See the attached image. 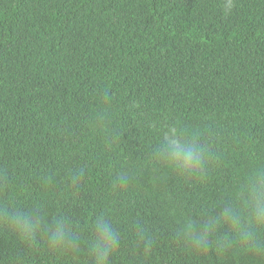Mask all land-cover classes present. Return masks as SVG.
Listing matches in <instances>:
<instances>
[{
    "label": "trees",
    "instance_id": "trees-1",
    "mask_svg": "<svg viewBox=\"0 0 264 264\" xmlns=\"http://www.w3.org/2000/svg\"><path fill=\"white\" fill-rule=\"evenodd\" d=\"M226 3L0 0V264H95L101 214L120 234L109 264H264V229L244 244L221 226L207 250L180 232L243 213L264 170V0ZM170 128L208 148L200 178L156 161ZM30 209L66 218L79 250L2 219Z\"/></svg>",
    "mask_w": 264,
    "mask_h": 264
},
{
    "label": "clouds",
    "instance_id": "clouds-1",
    "mask_svg": "<svg viewBox=\"0 0 264 264\" xmlns=\"http://www.w3.org/2000/svg\"><path fill=\"white\" fill-rule=\"evenodd\" d=\"M232 7L233 0H227L223 5L226 14ZM154 155L158 163L176 169L181 177L188 180L200 178L208 162V148L200 144L198 139L185 146L182 135L176 128L165 132ZM127 182L128 176L121 174L118 184L125 186ZM246 190L243 213L237 208L226 207L203 225L197 224L193 219H186L180 229L182 237L196 250H207L218 229L227 226L238 241L244 244L253 242L257 231L264 229V170H256L249 175ZM2 219L23 240L31 242L43 234L47 236L49 246L57 251L79 250V237L71 231L69 221L64 217H54L49 222L45 216L30 209L11 214L5 210ZM92 229L90 247L95 264H109L110 258L119 249L120 234L103 214L95 217ZM217 242L223 246L224 242Z\"/></svg>",
    "mask_w": 264,
    "mask_h": 264
}]
</instances>
